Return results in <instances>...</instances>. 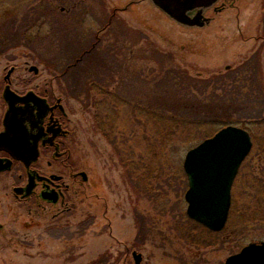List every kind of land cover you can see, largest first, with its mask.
Here are the masks:
<instances>
[{
  "label": "rangeland",
  "instance_id": "obj_1",
  "mask_svg": "<svg viewBox=\"0 0 264 264\" xmlns=\"http://www.w3.org/2000/svg\"><path fill=\"white\" fill-rule=\"evenodd\" d=\"M261 1L209 11L213 19L199 27L178 23L151 0H0V123L10 74L19 93L62 98L70 130L68 156L51 168L42 157L45 171L70 183L65 205L17 193L21 164L0 171V264H89L100 257L135 264L134 250L142 264H224L245 244L264 240V218L239 222L261 210L253 180L263 153L254 150L243 163L226 227L211 230L187 213L184 160L216 126L193 125L167 141L145 111H169L181 95L191 105L223 108L219 113L241 120L232 124L259 130L262 140L264 125H249L264 115ZM186 86L194 95H184ZM73 171L88 180H72Z\"/></svg>",
  "mask_w": 264,
  "mask_h": 264
},
{
  "label": "water",
  "instance_id": "obj_2",
  "mask_svg": "<svg viewBox=\"0 0 264 264\" xmlns=\"http://www.w3.org/2000/svg\"><path fill=\"white\" fill-rule=\"evenodd\" d=\"M214 1L152 0L172 18L186 25H204L202 15L191 17L189 11L196 7L210 6ZM31 69L36 72L39 70L36 65ZM3 97L8 109L3 121L4 130L0 132V150L7 151L12 158L0 157V170L10 169L13 159L21 160L30 167L39 157V140L43 136L42 130L37 133L33 130L38 126V118L48 113L49 105L45 98L34 91L21 95L9 84L4 89ZM252 147L249 130L228 125L187 152L184 168L188 175L189 189L185 197L188 201L187 213L191 218L212 230L224 228L231 209L234 181ZM81 174L86 180V173ZM24 189L26 195H29L33 189L32 181L26 188H15L17 193ZM133 257L135 264H142V253L135 250ZM224 264H264V241L246 244L240 251L228 256Z\"/></svg>",
  "mask_w": 264,
  "mask_h": 264
},
{
  "label": "flooded vegetation",
  "instance_id": "obj_3",
  "mask_svg": "<svg viewBox=\"0 0 264 264\" xmlns=\"http://www.w3.org/2000/svg\"><path fill=\"white\" fill-rule=\"evenodd\" d=\"M239 1L241 0H215L210 6L196 7L195 9H192L189 14L191 16L203 14V16L209 18L206 21L208 24L213 19L212 15L207 14L209 11H223L228 7L238 4ZM201 21H203V19ZM30 90L35 91L34 89ZM35 92L40 97L47 100L49 109L46 115L38 118V126L33 130L34 133H37L40 130H42L43 132V136L39 140L40 155L38 160L34 162L29 168H26L24 164L19 161H15L13 163L21 164L26 170L25 174H20L19 181L23 182V184H17V186L25 187L29 183V181H32L33 190L29 195L30 197L35 194L47 203L56 204L60 202L62 205H65L67 200V192L70 188V183L65 182L66 178L63 173L45 171L43 169L44 158L42 157H49V159L47 160V167L51 168L53 164L56 165L57 163L61 162V160L66 157V154L68 156V149L66 145L70 130L66 127L67 112L65 110V106L63 105L62 98H58L55 102H52L47 94L43 95L40 91ZM36 112L37 109L35 110V113ZM4 114L5 111L1 117L0 131L3 129ZM27 126L29 129H31L29 124H27ZM54 134H56L55 137ZM0 157L8 158L9 154L5 151H0ZM78 177L79 171H73L72 180H76L78 179ZM56 198H58V201L53 202V200ZM67 208L70 209L69 206H67Z\"/></svg>",
  "mask_w": 264,
  "mask_h": 264
},
{
  "label": "trees",
  "instance_id": "obj_4",
  "mask_svg": "<svg viewBox=\"0 0 264 264\" xmlns=\"http://www.w3.org/2000/svg\"><path fill=\"white\" fill-rule=\"evenodd\" d=\"M96 45H92L89 49H86L84 52H82V55L79 56L73 65H77L80 62H83L84 57L88 56L91 51L95 48ZM74 47V46H73ZM71 65V64H70ZM181 74V73H179ZM176 80H175V87H178L183 84L182 81L177 80V75ZM233 90L236 92H239V88L237 86H233ZM191 87L186 86L184 95L188 96L193 94V89ZM191 92L189 93V91ZM194 95V94H193ZM190 98L182 99L181 95L177 96V99L174 101V107L170 109L169 111L166 108H161L159 107V113L154 114L153 111L151 110H145L146 114L150 115L151 117H154L155 119L159 120L157 125H156V135L159 136L160 134H163V139L169 141L170 138L180 134V133H188L190 134L193 128V125H199V124H210L213 123L216 128L215 130H210L207 135L204 136V138H207L211 136V132L214 131V133L218 130L219 127L225 126L231 123H235L237 120V123H241V120L238 121V119L233 120L230 119L231 116L223 115L222 113H219L221 109H214L209 102L206 103H194L191 105V101L188 100ZM255 100V99H254ZM172 112V113H171ZM101 115H97V117H100ZM251 121L249 125L255 126L256 128L259 129V127L264 125V115L259 114L256 116L251 117ZM102 120L104 123V117L101 116L98 121ZM245 123L247 122L244 120ZM107 126V125H106ZM219 126V127H217ZM102 131L107 133L108 128L101 126ZM257 129L253 128L251 130L253 139H254V147L251 151V154L253 151H257L258 153H263L264 156V135L262 136V140H260L259 133H257ZM249 157V156H248ZM247 157V158H248ZM246 158V159H247ZM246 161V160H245ZM253 182L254 186L256 188V193H254L255 198L257 201L260 203L261 210L255 212L248 211L249 213L247 217L242 216V219L239 221L240 224H243L245 222L255 220L258 217L264 218V165L262 162V167L260 169L259 174L254 176ZM107 258L105 257H100L96 260H93L89 264H106Z\"/></svg>",
  "mask_w": 264,
  "mask_h": 264
}]
</instances>
